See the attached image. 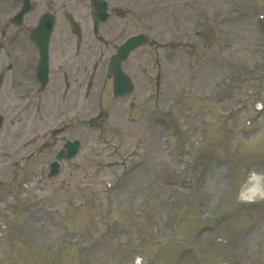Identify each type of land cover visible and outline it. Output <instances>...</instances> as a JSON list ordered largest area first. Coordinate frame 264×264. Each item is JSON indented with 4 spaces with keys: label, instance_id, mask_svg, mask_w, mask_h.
Returning a JSON list of instances; mask_svg holds the SVG:
<instances>
[{
    "label": "rangeland",
    "instance_id": "1",
    "mask_svg": "<svg viewBox=\"0 0 264 264\" xmlns=\"http://www.w3.org/2000/svg\"><path fill=\"white\" fill-rule=\"evenodd\" d=\"M112 3L129 22L121 39L144 29L157 45L127 61L131 96L112 100L108 88L95 86L91 101L81 98L83 124L98 112L97 102L104 117L72 133L81 137V151L61 163L57 176L48 178L39 162L19 166L9 189L2 183L11 174L9 159L0 162V264H132L136 257L143 264H264V198L240 197L252 174L264 187V110L257 117L253 107L259 100L264 108V80L216 81L226 74L218 63L239 61L244 70L243 53L254 59L264 52L254 16L264 0ZM207 27L219 35L204 47L197 33ZM100 90L104 99L95 100ZM10 106L0 103L2 137L10 133ZM248 119L253 126L239 132ZM106 224L103 245L80 242L97 241ZM65 235H78L77 243L58 244ZM152 238L157 244H144Z\"/></svg>",
    "mask_w": 264,
    "mask_h": 264
},
{
    "label": "flooded vegetation",
    "instance_id": "2",
    "mask_svg": "<svg viewBox=\"0 0 264 264\" xmlns=\"http://www.w3.org/2000/svg\"><path fill=\"white\" fill-rule=\"evenodd\" d=\"M21 3V0H0V53L4 52V54L7 57H11L13 53H17L16 58H13L15 61V67L16 69L21 68L22 72H29V66L33 64V59L31 58L30 55H25L23 48L22 50L18 49V43L23 46V43L21 42V34L17 32L14 28L8 25L7 22H5L2 18L3 13L8 12L7 14L11 15L13 14L19 7ZM109 3V2H108ZM68 7V10L72 13H74V19L77 21L78 24L79 22L85 18V15H82L81 8L78 4L75 2L69 1V0H45L44 1V8H42L39 13H43L45 11H48L52 13L55 17L56 24L59 16H63L64 13L66 12ZM108 10V16L105 22L99 26V29L102 27L101 32L98 29V34L102 33L104 35H107V33H110L113 29L112 26V19H113V14L117 12H114L113 8L108 5L107 7ZM8 15V16H9ZM11 28L13 30V33L8 31V29ZM96 34V36H98ZM20 38V40H19ZM66 50L68 51L69 48V42L68 39L65 38V43L62 41L60 44L59 48L57 50L59 53L63 54L64 53V46ZM90 44L87 45V48L90 50ZM74 50H77L78 52L74 54V58L72 60V65L76 68L80 66V58L81 54L79 51H81V48H75ZM20 52V54H19ZM8 67H11V63H8ZM71 69V68H70ZM70 78L72 79L68 82L69 75L67 73L63 74V83L66 84V86H76V83L79 82V77L80 73L77 71H70ZM28 80V79H27Z\"/></svg>",
    "mask_w": 264,
    "mask_h": 264
},
{
    "label": "water",
    "instance_id": "3",
    "mask_svg": "<svg viewBox=\"0 0 264 264\" xmlns=\"http://www.w3.org/2000/svg\"><path fill=\"white\" fill-rule=\"evenodd\" d=\"M214 35H215V32H213V31L210 32V34H209L208 36L205 37V38H206L205 42H207V41L209 40V38L213 37ZM135 39H136V38L134 37V38H130L128 41H126V43L123 44V45L121 46L119 53H121V54H125V53H127L131 48H133V47L136 46L137 44L143 42V41H141V40H135ZM118 72H119V74H121V72H120L119 70H118ZM120 76H121V77H120V80H119L120 85H121V87L126 88V84H125V80L123 79V75L121 74ZM69 156H70V155H69ZM67 157H68V156H67Z\"/></svg>",
    "mask_w": 264,
    "mask_h": 264
},
{
    "label": "clouds",
    "instance_id": "4",
    "mask_svg": "<svg viewBox=\"0 0 264 264\" xmlns=\"http://www.w3.org/2000/svg\"><path fill=\"white\" fill-rule=\"evenodd\" d=\"M242 198L249 201L256 198H264V187L259 185L253 186L247 193L242 194Z\"/></svg>",
    "mask_w": 264,
    "mask_h": 264
},
{
    "label": "bare ground",
    "instance_id": "5",
    "mask_svg": "<svg viewBox=\"0 0 264 264\" xmlns=\"http://www.w3.org/2000/svg\"><path fill=\"white\" fill-rule=\"evenodd\" d=\"M249 182L251 184L246 185L245 189L243 190V194L247 193L248 190L250 188H252L253 186H256V185H259L260 186V184H259V178L257 176L254 177V179H250Z\"/></svg>",
    "mask_w": 264,
    "mask_h": 264
}]
</instances>
